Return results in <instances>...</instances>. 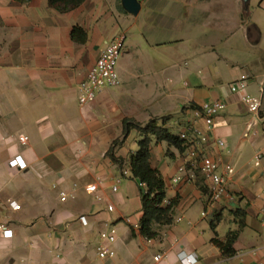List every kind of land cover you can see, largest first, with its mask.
I'll use <instances>...</instances> for the list:
<instances>
[{
  "label": "crops",
  "instance_id": "obj_1",
  "mask_svg": "<svg viewBox=\"0 0 264 264\" xmlns=\"http://www.w3.org/2000/svg\"><path fill=\"white\" fill-rule=\"evenodd\" d=\"M120 36V85L82 108L80 84ZM242 75L247 93L261 99L258 114L230 89ZM217 101L226 107L209 132L189 106ZM153 119L176 136L193 139L200 130L207 137L200 154L235 174L228 196L212 203L198 168L173 183L182 150L153 138L150 163L173 202V222L155 226L149 240L133 228L145 188L130 171L142 136L127 123ZM17 156L26 170L9 166ZM263 172L264 0H143L137 16L122 0H85L65 11L50 0H0V226L13 232L6 239L0 230V264H180L183 251L198 253V264H264ZM97 183L100 200L85 191ZM217 218L218 239L232 233L230 257L212 242ZM111 229L116 255L102 260L100 234ZM159 254L166 258L155 262Z\"/></svg>",
  "mask_w": 264,
  "mask_h": 264
},
{
  "label": "built area",
  "instance_id": "obj_2",
  "mask_svg": "<svg viewBox=\"0 0 264 264\" xmlns=\"http://www.w3.org/2000/svg\"><path fill=\"white\" fill-rule=\"evenodd\" d=\"M142 3L143 0H138ZM125 50V37L120 36L115 38L102 52L99 59L96 61L95 65L88 71L84 81L79 86V104L82 108L93 104L97 100L98 94L105 88L118 87L120 85V77L117 70L118 63L122 58ZM248 87V76L242 75L237 82L231 85L230 89L233 93L241 92L242 102L247 107L248 111L252 114H258L261 109V99L254 97L247 93ZM225 104L222 102L204 103L199 106L198 109L193 110L196 118L203 120L207 131L215 132V119L225 110ZM193 139H191L188 133L183 132L180 138L187 142V147L184 149L181 155L180 166L178 168L179 176L173 178V183H178L180 175L187 173V171L193 168H198L207 183L210 198L212 203L220 202L223 198L228 196L227 184L231 176L235 174V169L227 165L223 169L219 161L213 160L210 157L202 156L200 154L199 146L207 141V137L198 129L192 130ZM218 145L220 147L225 146V139L218 137ZM19 141L22 145H27L29 142L28 136H20ZM262 155L257 154L256 160H261ZM9 166L13 169L26 170L27 164L21 156H17L9 162ZM264 175V172H263ZM117 182L112 187V192L115 194L118 192ZM98 184H91L85 188V191L89 195L97 196V199L101 198L98 196ZM145 188L146 186L142 185ZM56 187V186H55ZM69 196L63 191L61 192V200L65 202ZM74 197V196H72ZM11 206L19 210L15 202H10ZM171 201L165 199L162 206H170ZM108 210L110 212L114 211L113 206H109ZM205 216V213H203ZM79 221L82 225L87 226L88 221L86 217H80ZM130 222V220H127ZM181 222L182 219H178ZM133 228L140 229V224H133ZM4 238H11L13 232L6 229L4 226H0ZM101 243L97 248L98 256L100 259L105 260L109 258H114L116 253L112 248V245L116 242V231L105 230L100 234ZM60 258V256H57ZM166 257L159 254L154 257L155 262H160ZM180 264H198L199 255L196 252L190 254L186 252H179L177 255Z\"/></svg>",
  "mask_w": 264,
  "mask_h": 264
},
{
  "label": "trees",
  "instance_id": "obj_3",
  "mask_svg": "<svg viewBox=\"0 0 264 264\" xmlns=\"http://www.w3.org/2000/svg\"><path fill=\"white\" fill-rule=\"evenodd\" d=\"M18 2H27L29 0H16ZM85 0H50L52 7L58 10H70L81 5ZM80 31L76 28L74 33ZM199 106L192 104L189 109L196 110ZM164 122L168 118L162 119ZM158 119L151 120L145 127L136 122L127 123V129L136 128L141 133L142 139L139 142V150L130 159V171L131 176L138 180L139 183L146 186V191L142 197L143 217L140 223L141 235L151 240L157 236L155 232V226L170 225L173 222V202L170 206L163 207V201L167 199L166 185L160 172L153 169L150 163L151 160V145L153 138H156L157 142H166L170 146H173L179 150L184 151L187 147V142L180 138V136L173 135L168 129L158 124ZM237 217L239 213H235ZM243 215V213H241ZM220 218L212 221V231L215 237L212 242L222 249L223 254L230 257L234 254L231 248L230 233L227 240L221 241L218 239L216 228L220 222ZM240 228L244 227L243 219L239 222Z\"/></svg>",
  "mask_w": 264,
  "mask_h": 264
},
{
  "label": "water",
  "instance_id": "obj_4",
  "mask_svg": "<svg viewBox=\"0 0 264 264\" xmlns=\"http://www.w3.org/2000/svg\"><path fill=\"white\" fill-rule=\"evenodd\" d=\"M122 6L133 16H137L141 11V3L138 0H122Z\"/></svg>",
  "mask_w": 264,
  "mask_h": 264
},
{
  "label": "rangeland",
  "instance_id": "obj_5",
  "mask_svg": "<svg viewBox=\"0 0 264 264\" xmlns=\"http://www.w3.org/2000/svg\"><path fill=\"white\" fill-rule=\"evenodd\" d=\"M225 226H227L226 223H223V224H221V225L219 226L218 229H219V234H220V235H223V229L225 228Z\"/></svg>",
  "mask_w": 264,
  "mask_h": 264
}]
</instances>
